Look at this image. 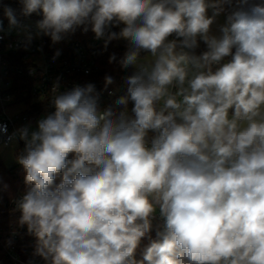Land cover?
I'll return each mask as SVG.
<instances>
[{
	"label": "clouds",
	"instance_id": "1",
	"mask_svg": "<svg viewBox=\"0 0 264 264\" xmlns=\"http://www.w3.org/2000/svg\"><path fill=\"white\" fill-rule=\"evenodd\" d=\"M20 3L23 16L42 15L37 35L54 43L81 26L105 47L126 40L120 64L136 69L115 101L123 111H99L95 86H77L53 95L38 131L19 130L30 187L17 209L34 255L45 264H264V3L227 15L219 37L210 26L230 0ZM4 14L10 30L20 27L13 9ZM198 38L207 50L185 51ZM141 52L152 59L141 63ZM157 210L163 224L137 261Z\"/></svg>",
	"mask_w": 264,
	"mask_h": 264
},
{
	"label": "built area",
	"instance_id": "2",
	"mask_svg": "<svg viewBox=\"0 0 264 264\" xmlns=\"http://www.w3.org/2000/svg\"><path fill=\"white\" fill-rule=\"evenodd\" d=\"M1 4L2 0L0 7ZM38 20L40 19L19 21L20 27L10 30L8 19L4 18L0 11V23L3 26V30L0 31V147L8 149L16 144L15 152L18 157L26 155L25 142L20 139L19 130L25 127L29 130V126L33 123L31 107L43 108L37 119L42 114H46V117L53 114L55 111L52 104L53 95L63 94L77 86L92 84L88 78L96 68L86 47L78 42L68 44L63 53L50 55L44 47L46 36L37 35ZM29 36L32 37L30 41ZM94 40L98 39L95 37ZM230 59L226 57L222 63ZM19 77H26L31 81L30 104L18 102L13 92L18 86ZM54 85H58L55 93L52 91ZM95 89L100 93L98 103L103 106L101 112L114 106L116 88L106 90L104 87H95ZM5 128L6 131L3 130ZM23 195L18 194L13 200L12 206L15 209ZM154 215L152 225L161 226L163 220L159 216V211L157 210ZM12 234L17 239H24L23 235L18 236L15 232ZM36 242L37 240L33 239L30 241L26 255L12 246L8 250L10 261L13 264H45L41 257L34 255Z\"/></svg>",
	"mask_w": 264,
	"mask_h": 264
},
{
	"label": "trees",
	"instance_id": "3",
	"mask_svg": "<svg viewBox=\"0 0 264 264\" xmlns=\"http://www.w3.org/2000/svg\"><path fill=\"white\" fill-rule=\"evenodd\" d=\"M212 2V0H208ZM254 3H264V0H247V4ZM247 4H242L241 0H230V3H224L223 7L225 12L230 14L231 12L238 10L240 7H247ZM11 8L15 11V14L19 21H27L33 19H42L41 14L33 13L30 16H23L21 14L22 5L20 0H2L0 7L1 15L7 19L4 14L5 8ZM124 27L123 24H120L117 27H113L111 31L119 32ZM95 34L89 30L87 32L83 31V27H77L74 32L67 33L63 35L62 39L58 42H53L49 36L44 38V47L46 51L52 55L56 56L60 53L66 51L68 44L78 42L86 47L88 53L92 60L96 64V68L89 76L88 80L90 83L95 85V87H104L107 89L119 88L117 94L114 98L116 101L120 96L126 94L127 84L126 79L135 72V68L129 67L127 69L123 68L120 64V60L124 57L127 48L128 42L123 40L119 43H115L114 40L110 41L105 47V39L100 38L94 40ZM169 39H176L173 35ZM199 46L194 50H188L191 54L200 55L202 52L206 51V45L203 41L198 39ZM234 51V50H233ZM149 53L141 52L140 62L143 63V60ZM115 56V60L110 61L111 56ZM231 58V57H230ZM110 76L113 80L112 84L105 87V77ZM17 84L13 89V92L16 95L18 102H26L30 104V90H31V81L26 77L17 78ZM114 101L113 108L117 111H123L122 108L116 106ZM102 105L98 103V110H102ZM131 102L128 105V113L131 115ZM43 112L42 107H31L32 121L35 122L37 117ZM71 159V157H69ZM26 172L23 166L19 163L15 166H6L2 161H0V216H1V225H0V264H13L8 255V250L13 246L20 253L26 255L28 253V245L30 241L36 240V237L30 234L27 230L26 225H21L19 219L21 213L18 209H15L12 206L13 200L18 194H26L29 189V185L25 182ZM62 175L57 174L54 184H59L61 182ZM160 225H153L151 232L148 236L142 238L140 246L137 249L135 258L137 261L142 260V253L144 249L149 246L152 240L157 239V229ZM15 232L18 236L23 235L24 239H17L12 234Z\"/></svg>",
	"mask_w": 264,
	"mask_h": 264
},
{
	"label": "rangeland",
	"instance_id": "4",
	"mask_svg": "<svg viewBox=\"0 0 264 264\" xmlns=\"http://www.w3.org/2000/svg\"><path fill=\"white\" fill-rule=\"evenodd\" d=\"M124 39H116L114 40L115 43H119L123 41ZM149 60L152 59L150 53L146 56ZM145 62V59L143 60ZM116 90H119V88L116 87ZM46 118V114H42L35 122H33L29 126V132L38 131V122L41 119ZM17 148L16 144H13L12 147L6 149V148H0V159L5 163L6 166H15L18 165V156L15 152V149Z\"/></svg>",
	"mask_w": 264,
	"mask_h": 264
},
{
	"label": "crops",
	"instance_id": "5",
	"mask_svg": "<svg viewBox=\"0 0 264 264\" xmlns=\"http://www.w3.org/2000/svg\"><path fill=\"white\" fill-rule=\"evenodd\" d=\"M206 2H208V0H206ZM208 15L209 16L212 15V9L208 10ZM227 15H229V14L224 11L216 18L214 23L210 26V33H209L210 35H214V36H217V37H219L221 35L220 28H221V26L225 25ZM0 161H2V160L0 159Z\"/></svg>",
	"mask_w": 264,
	"mask_h": 264
}]
</instances>
